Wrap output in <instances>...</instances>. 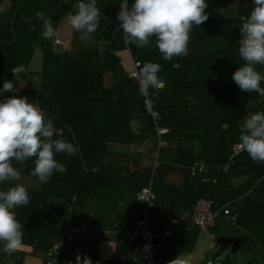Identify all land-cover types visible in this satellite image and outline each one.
Wrapping results in <instances>:
<instances>
[{
  "label": "trees",
  "instance_id": "trees-1",
  "mask_svg": "<svg viewBox=\"0 0 264 264\" xmlns=\"http://www.w3.org/2000/svg\"><path fill=\"white\" fill-rule=\"evenodd\" d=\"M8 1L11 8L0 17V39L6 40L11 38L14 10H22L29 17L54 9L59 3ZM75 3L77 0H63L59 8L32 23L17 16L15 42L0 44V88L5 80L13 81L20 89L19 95L36 99L45 113H51L56 138L66 139L78 148L72 156L56 154L66 172L54 171L39 191L26 188L30 202L14 209L24 228L21 245L45 256L67 222L77 225L84 219L83 209L91 198L99 199L102 189L114 194L111 187L117 186L115 202L105 205L98 201L93 217L83 222L78 232L66 234L60 253L52 255L51 260L53 264H75V257L64 249L67 246L70 250L81 249L93 264H143L139 242L127 247L137 260L124 262L100 260V245L109 232L133 227L142 212L136 193L151 183L155 205L149 211L150 228L158 235V264H167L177 254L193 252L201 227L191 223V207L203 194L213 199V210L227 204L229 213L220 212L213 224L205 227L211 244L195 264H264V162L257 164L241 151L226 172L211 167L195 186L187 183L184 169L197 160L211 166L226 162L238 143L243 118L264 111V97L241 91L231 78L243 63L238 53L239 28L254 6L253 0H206L207 21L199 27L193 25L188 55L172 61L161 57L154 37L150 38L151 46L138 48L127 43L122 30L117 29L120 7H130L132 0H97L102 13L100 25L87 42L74 29L67 49L55 44L54 36L43 37V21L50 19L56 31ZM101 43L109 45L108 56L100 55ZM34 44L42 49L39 77L28 72ZM125 50L141 65L151 61L162 67L158 75L164 87L154 98V108L160 114L158 125L168 132L162 136L167 146L160 148L157 156L155 125L119 56ZM172 63H179L180 68L173 69ZM16 64L26 69L19 81L11 71ZM257 68L264 73V66ZM115 144L122 148L115 150ZM13 166L22 175L35 177L31 175L34 158L23 164L13 161ZM14 184L0 183V190ZM166 228L174 229L170 236L162 235ZM127 243V239L122 240L118 247L123 249ZM23 260V253L15 251L9 256L0 250V264H23Z\"/></svg>",
  "mask_w": 264,
  "mask_h": 264
},
{
  "label": "clouds",
  "instance_id": "clouds-1",
  "mask_svg": "<svg viewBox=\"0 0 264 264\" xmlns=\"http://www.w3.org/2000/svg\"><path fill=\"white\" fill-rule=\"evenodd\" d=\"M253 7L239 28L238 53L243 63L232 73V80L243 92H256L264 97V73L257 66H264V0H253ZM206 0H132L131 6L120 7L117 14L118 30H122L129 44L138 48L155 47L165 61L188 55V43L193 25L207 21ZM101 9L97 0H77L73 11L67 13V21L76 32L82 33L87 42L100 25ZM45 38L55 35L50 19L43 21ZM179 69V63H172ZM16 80L26 71L24 65L11 69ZM159 63L145 61L137 66L136 79L141 93L149 88L160 89L164 81L158 75ZM20 89L13 81L5 80L0 88V183L18 181L21 176L13 161L21 164L34 158L31 175L41 183H47L54 171L66 172V166L56 159V154L72 156L78 151L72 142L56 138L57 130L51 113L45 111L27 95H19ZM4 93H14L4 96ZM240 149L257 164L264 162V111L245 116L239 126ZM30 202L27 189L19 183L0 190V245L7 255H12L23 242V224L16 218L14 209ZM68 264H72L71 261ZM75 264H93L79 254ZM167 264H191L183 254H177Z\"/></svg>",
  "mask_w": 264,
  "mask_h": 264
},
{
  "label": "built area",
  "instance_id": "built-area-1",
  "mask_svg": "<svg viewBox=\"0 0 264 264\" xmlns=\"http://www.w3.org/2000/svg\"><path fill=\"white\" fill-rule=\"evenodd\" d=\"M129 52L130 57V68L126 71V74L129 78H132L139 91V81L136 79L137 73V66L141 65V61L132 56ZM162 88L154 89L149 88L147 91L141 93L143 96V106L145 111L150 114L151 119L155 125L156 136H157V147H156V154L157 156L158 151L160 148L167 146V141L162 139V136L168 132V129L164 126H159L158 122L160 120V114L155 106V97H158ZM239 143H235L232 147V155L231 157L224 163L213 165L206 163L202 160L195 161L192 165L185 167L184 169L187 171V183L189 185L195 186L199 178L207 173L209 168L214 167L216 168L217 172H226L232 165H233V157L241 152ZM156 158L154 165H156ZM137 203L140 204L143 208L142 215L138 217L133 227L130 230L121 229L127 236V247L129 248L134 242H139V252H140V261L143 264H158L156 262V248H157V238L158 235L152 232L150 228V221H149V211L151 208L154 207L155 202L153 199V193L151 190V183L147 186L143 187L136 196ZM213 199L210 198L208 195L203 194L196 201L193 203L191 207V223L198 227H207L213 224L214 219L217 215L222 212V214L226 215L229 213V207L227 204L218 207L217 209L213 210ZM172 223L176 224L177 219L173 218ZM81 229L80 226L75 225L73 223L67 222L66 225L61 229V233L58 235L57 241L53 244V246L49 249L47 254L43 256V260L45 264H53L51 257L54 254L60 253L59 249L61 247V243L64 240L66 234L68 232H78ZM178 230V229H176ZM174 229L166 228L163 230L162 235L170 236ZM130 259L133 261L137 260V257L131 253Z\"/></svg>",
  "mask_w": 264,
  "mask_h": 264
},
{
  "label": "crops",
  "instance_id": "crops-1",
  "mask_svg": "<svg viewBox=\"0 0 264 264\" xmlns=\"http://www.w3.org/2000/svg\"><path fill=\"white\" fill-rule=\"evenodd\" d=\"M4 1H6V2L3 4L8 6L9 1L8 0H4ZM54 43L59 44L60 42L55 41V37H54ZM122 54L125 55V59L123 60L124 63L125 64L128 63V66L126 67V71H127L130 68L129 52H128V50H125ZM121 148L122 147L119 144L114 145L115 150L121 149ZM111 188L115 190L114 194L111 193L109 189H102L104 191L98 195L99 199H97V197H93L90 199L89 202H87V204L85 201L86 205L84 206L83 213H82L84 219L80 221V224H77L78 226L82 227L81 224L83 222H88L93 217V215L95 214V207H97L98 201L100 202V204H105V205L106 204L112 205L115 202V200L117 199V190L118 189H117V186H114ZM137 193H136V196H137ZM153 199L155 202L154 193H153ZM80 201H83V198H81ZM136 201H137V199H136ZM142 212H143V208H142ZM142 212H141V215H142ZM149 221H150V216H149ZM73 224H75V223H73ZM209 238L211 239V236ZM126 239H127L126 234L124 232H122L121 230L109 232L108 233V239H105V241L102 242L100 245V260L111 259L112 261H115V262H124V261L129 260L131 253L127 250V246L124 247L123 249H120L118 247V244L121 243L122 240H126ZM197 240H198V238H197ZM197 240H196V242H197ZM205 247H204V249H205ZM0 248H2V245H0ZM64 249H65V251H68V255H70L72 257H76L77 254H79L81 256V258L84 257V252L81 249L70 250L67 246H64ZM16 252H20V253L24 254L23 264H28V261H27L28 256H30V257L41 256V255H37V254L32 253L30 247L23 246V245H20ZM183 254H185V253H183ZM186 258L191 260V256L186 257ZM193 264H195V263H193Z\"/></svg>",
  "mask_w": 264,
  "mask_h": 264
},
{
  "label": "rangeland",
  "instance_id": "rangeland-1",
  "mask_svg": "<svg viewBox=\"0 0 264 264\" xmlns=\"http://www.w3.org/2000/svg\"><path fill=\"white\" fill-rule=\"evenodd\" d=\"M55 41L60 42L61 48L67 49L71 46L72 42V27L67 21V18L63 19V21L58 25L55 32ZM119 56L124 60L125 55L119 53ZM41 61H42V49L39 44H34V53L32 58L28 64V72H30L33 76L39 77L40 69H41ZM128 66V63L125 64ZM13 183L22 184L25 188H28L33 191H39L42 187V184L37 177H32L28 175L20 176L18 181H11ZM205 227L200 228V233L198 236V240L195 244L194 250L191 254H183L185 257L191 256V264L196 263V261L201 257L202 251L204 247L210 246V238ZM28 264H43V257L35 256V257H27Z\"/></svg>",
  "mask_w": 264,
  "mask_h": 264
},
{
  "label": "water",
  "instance_id": "water-1",
  "mask_svg": "<svg viewBox=\"0 0 264 264\" xmlns=\"http://www.w3.org/2000/svg\"><path fill=\"white\" fill-rule=\"evenodd\" d=\"M6 1L4 0H0V17L4 15L5 12H8L11 8V3H8V6L4 5L3 3H5ZM63 3V0H59V3L57 4V6L54 9L48 10V11H44V12H38L35 14H32L29 17H25L24 13L22 12V10H14L12 12L11 15V20H10V35L11 38L9 40L6 39H0V44H5V45H11L15 42L16 40V32H15V19L18 16L19 19L25 23H32L34 22L37 17H41V16H45L50 14L52 11H54L55 9L59 8ZM54 40V37H53ZM99 53L101 56H108L110 54V49H109V45L107 43H101L99 44ZM1 68V65H0ZM102 164V163H101Z\"/></svg>",
  "mask_w": 264,
  "mask_h": 264
}]
</instances>
